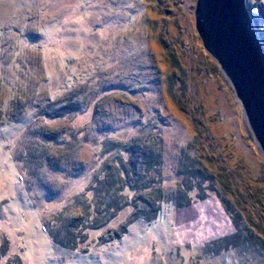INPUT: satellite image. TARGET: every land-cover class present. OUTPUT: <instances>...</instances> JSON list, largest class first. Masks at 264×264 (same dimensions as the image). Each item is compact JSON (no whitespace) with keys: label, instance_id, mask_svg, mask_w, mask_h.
I'll list each match as a JSON object with an SVG mask.
<instances>
[{"label":"rangeland","instance_id":"374dc122","mask_svg":"<svg viewBox=\"0 0 264 264\" xmlns=\"http://www.w3.org/2000/svg\"><path fill=\"white\" fill-rule=\"evenodd\" d=\"M195 4L0 0V249L9 246L0 264H264V251L203 252L235 233L227 209L250 230L248 216L264 226V157L202 46ZM260 5L250 1L249 13ZM70 95L83 106L78 114L42 117ZM151 136L163 160L154 175L165 200L157 220L139 219L121 234L126 208L99 230L81 228L85 242L75 251L55 245L51 231L62 227L64 246L103 162L118 160L115 151L102 155L103 146ZM183 168L210 182L192 174L200 188L177 209Z\"/></svg>","mask_w":264,"mask_h":264},{"label":"trees","instance_id":"16d2710c","mask_svg":"<svg viewBox=\"0 0 264 264\" xmlns=\"http://www.w3.org/2000/svg\"><path fill=\"white\" fill-rule=\"evenodd\" d=\"M250 1L247 0V6L250 11ZM258 13L252 14L255 25L260 28L258 36L264 45V0H261V5L256 7ZM74 95L66 97L65 104L59 105L56 114L41 113L42 117H47L52 120L62 119L73 114H78L82 109V104L74 103ZM3 115L0 112V131L4 127ZM47 140V139H45ZM157 137H147L142 141L139 138H132L125 144H119L116 147H110L102 150V155H108L115 151L117 153L118 160L114 159L109 162L107 158L103 162L102 171L94 182L86 190V210L77 219L74 220L75 225L68 227L66 232V244L61 245L58 234L62 229H54L51 231V239L55 245L62 247L63 249H69L75 251V249L85 242V236L80 232L81 228H89L90 230H99L112 220H114L118 214L126 208H131V215L129 216L125 225L120 227L121 234H125L127 231V225L134 223L139 219L144 220L146 223H152L160 215L161 204L165 201L161 189V182H157L154 179L156 173H160L163 166L162 151L157 144ZM49 141H54L49 139ZM183 166V165H182ZM184 167V166H183ZM181 171V170H180ZM194 171V170H193ZM180 176H186L187 180H182L179 184V188L173 196V202L175 208L184 209L190 205L191 193L198 188L195 181L191 178L192 174L196 180H200V184L210 182L209 179L197 170L189 174L187 168H183ZM153 175V176H152ZM189 176V177H188ZM223 185L225 196L230 195V188L224 186L223 181H220ZM205 196H201L200 200H204ZM224 203V201H223ZM260 205L259 203H256ZM255 204V205H256ZM145 206V209L143 207ZM259 215L258 208H255ZM230 218L232 225H234L235 233L221 237L220 239L207 244L203 248V252L206 255L219 256L224 252L230 250L241 249L244 253H261L264 251V226L262 227V211L260 214L261 227L258 223L254 222L249 216L248 222L251 224L252 229L240 223L239 220L233 219V212L229 209L226 210ZM259 219V217H258ZM256 230V231H254ZM263 241H262V240ZM9 253V246L0 249V262L2 257H5Z\"/></svg>","mask_w":264,"mask_h":264},{"label":"water","instance_id":"95a60500","mask_svg":"<svg viewBox=\"0 0 264 264\" xmlns=\"http://www.w3.org/2000/svg\"><path fill=\"white\" fill-rule=\"evenodd\" d=\"M247 0H196L195 30L240 101L264 157V45Z\"/></svg>","mask_w":264,"mask_h":264}]
</instances>
